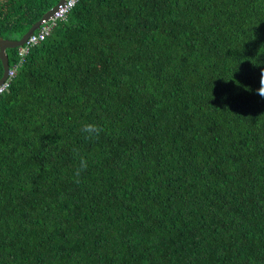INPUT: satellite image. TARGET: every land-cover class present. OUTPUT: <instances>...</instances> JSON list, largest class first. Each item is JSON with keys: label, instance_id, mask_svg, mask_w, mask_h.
Masks as SVG:
<instances>
[{"label": "trees", "instance_id": "trees-1", "mask_svg": "<svg viewBox=\"0 0 264 264\" xmlns=\"http://www.w3.org/2000/svg\"><path fill=\"white\" fill-rule=\"evenodd\" d=\"M262 72L264 0H80L0 94V264H264Z\"/></svg>", "mask_w": 264, "mask_h": 264}, {"label": "built area", "instance_id": "built-area-1", "mask_svg": "<svg viewBox=\"0 0 264 264\" xmlns=\"http://www.w3.org/2000/svg\"><path fill=\"white\" fill-rule=\"evenodd\" d=\"M80 0H64V2L58 6L53 14L43 23L37 30H35L24 41L23 45L17 48V62L14 67L9 65L7 77L0 85V94L6 91L14 79L17 71L22 66L31 48L38 45L50 36L53 28L60 22L65 21L67 16L71 13L74 7Z\"/></svg>", "mask_w": 264, "mask_h": 264}, {"label": "water", "instance_id": "water-1", "mask_svg": "<svg viewBox=\"0 0 264 264\" xmlns=\"http://www.w3.org/2000/svg\"><path fill=\"white\" fill-rule=\"evenodd\" d=\"M64 2V0H59L57 4L50 9L47 13L43 15V17L35 23L25 35L22 36L20 40L17 41H9L5 39H0V61L2 63L3 67V75L0 78V85L7 77V72L9 69V61L6 54L7 49H17L18 47L22 46L24 41L30 36L35 30H37L43 23L47 21V19L53 14V12L58 8L59 5H61Z\"/></svg>", "mask_w": 264, "mask_h": 264}, {"label": "clouds", "instance_id": "clouds-1", "mask_svg": "<svg viewBox=\"0 0 264 264\" xmlns=\"http://www.w3.org/2000/svg\"><path fill=\"white\" fill-rule=\"evenodd\" d=\"M257 94L264 98V72L260 76V87L257 90ZM87 139L97 138L100 133L103 131L102 128L95 124H84L80 130ZM75 151V150H74ZM78 155V154H77ZM88 168V161L83 157H78V166L74 170V177H76V182H79V177L83 172Z\"/></svg>", "mask_w": 264, "mask_h": 264}]
</instances>
